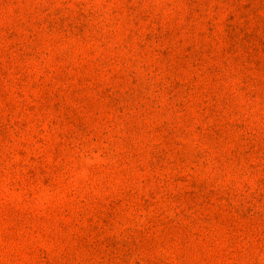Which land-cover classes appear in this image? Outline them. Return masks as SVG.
<instances>
[{"label": "rangeland", "instance_id": "rangeland-1", "mask_svg": "<svg viewBox=\"0 0 264 264\" xmlns=\"http://www.w3.org/2000/svg\"><path fill=\"white\" fill-rule=\"evenodd\" d=\"M0 264H264V0H0Z\"/></svg>", "mask_w": 264, "mask_h": 264}]
</instances>
